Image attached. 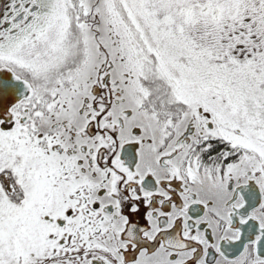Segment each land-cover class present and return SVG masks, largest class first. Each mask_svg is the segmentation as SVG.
I'll return each mask as SVG.
<instances>
[{
  "label": "snow or ice",
  "instance_id": "6c2138e0",
  "mask_svg": "<svg viewBox=\"0 0 264 264\" xmlns=\"http://www.w3.org/2000/svg\"><path fill=\"white\" fill-rule=\"evenodd\" d=\"M0 264H264V0H0Z\"/></svg>",
  "mask_w": 264,
  "mask_h": 264
}]
</instances>
